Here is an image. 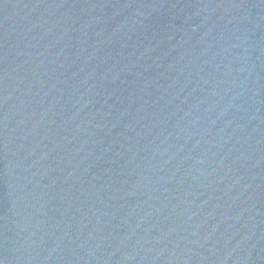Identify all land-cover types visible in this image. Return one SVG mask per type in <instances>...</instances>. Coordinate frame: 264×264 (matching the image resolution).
<instances>
[{
	"label": "water",
	"instance_id": "water-1",
	"mask_svg": "<svg viewBox=\"0 0 264 264\" xmlns=\"http://www.w3.org/2000/svg\"><path fill=\"white\" fill-rule=\"evenodd\" d=\"M171 99L264 195V0H31Z\"/></svg>",
	"mask_w": 264,
	"mask_h": 264
}]
</instances>
